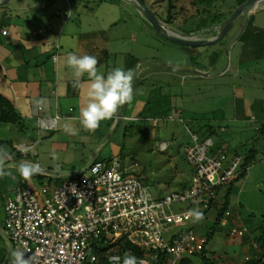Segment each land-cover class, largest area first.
<instances>
[{"label":"rangeland","instance_id":"rangeland-1","mask_svg":"<svg viewBox=\"0 0 264 264\" xmlns=\"http://www.w3.org/2000/svg\"><path fill=\"white\" fill-rule=\"evenodd\" d=\"M18 1L25 5L30 0L0 1V38L5 34L4 28H8L10 38L15 37L22 27L24 35L40 28L38 21L43 17L45 10L42 5L46 0H31L30 4L38 3L39 7L30 9L28 5L18 8ZM102 1H92L91 11L98 10ZM145 1L162 19H167L170 0ZM240 2L241 0H174L175 20L172 26L186 33L209 30L216 26L219 20L227 17ZM127 3L128 20L122 23L128 24L129 36L133 27L138 31L137 40H132L131 47L139 61L146 58H162L180 66L186 64L191 66L189 68L197 69L218 66L224 61V54L221 58L216 56L226 48V39L205 47L183 46L170 41L168 43L162 36L156 39L150 33L145 34L147 31L144 29V23L140 24L142 20L137 6L129 0L125 2ZM115 4L124 5V1L115 0ZM86 5L85 1L84 7ZM122 11L125 12L126 7ZM121 15L126 17L125 13ZM7 17L10 18L7 20ZM117 29L118 26L114 31ZM259 30L258 36L261 31L264 32V9L252 16L246 28L243 39H249L250 42L245 44L241 38L236 41L231 64L226 72L219 76L184 75L165 66L162 70L173 75L146 73L137 80L134 98L126 108L125 117L101 147L98 155V159L103 161H111L116 155L120 156L124 166L129 168L133 175L146 181L155 198H165L191 184L195 167L189 162L185 152V146L192 142L191 131L198 132L202 141L210 137L215 139L212 154L225 147L229 157L234 153L243 156L241 168L245 171L232 184L230 195L225 197L224 192L220 198L215 199L203 214L202 221L193 219L183 225H174L168 232L169 234L192 227L208 232L215 225L219 213L225 211L224 207L228 203L226 211H231L232 215L224 216L219 224L220 235H213L206 247L207 262L210 264H221L223 255L234 259L240 252L238 247H235L238 238L229 236L227 227L224 229L225 224L239 225L253 230L251 234L254 236H264V44H256V47L260 48H254V43L257 42L256 32ZM57 38L60 39L61 35L58 34ZM54 47L53 58L60 54L58 41ZM151 91L152 93H146ZM138 97L142 98L139 100ZM241 113H245L243 121H239L238 116ZM52 114L57 116L55 102L52 103ZM21 115L24 120L22 125L0 123V139L12 141V144L6 146L12 156L11 162L27 160L56 170L83 168L95 147L112 131L116 121H102L98 127L99 131L90 134L83 127H79L77 122L66 121L62 116L56 126L41 127L40 117L44 114L34 117ZM170 115L173 119H170ZM133 116L143 117L134 119ZM65 123L76 128L77 134L70 135L65 132ZM25 145L28 149L22 150L21 147ZM15 149H19L20 153L14 154ZM52 153H55L59 160H54ZM9 171L12 175L19 174L17 167H9ZM12 175L0 178V227L5 230L8 229L6 200L7 196L12 194ZM66 178L67 175L50 177L40 174L33 176L30 182L39 192L41 200L44 186H50V197L55 187L61 185ZM41 203L43 204L42 200ZM199 208L196 206L195 210ZM258 241L264 249V237L258 238ZM6 248L7 254L3 264H11V256L7 259L9 243L0 235V262ZM192 259L195 264H205L201 255L193 256Z\"/></svg>","mask_w":264,"mask_h":264},{"label":"built area","instance_id":"built-area-1","mask_svg":"<svg viewBox=\"0 0 264 264\" xmlns=\"http://www.w3.org/2000/svg\"><path fill=\"white\" fill-rule=\"evenodd\" d=\"M34 106L40 111L36 103ZM191 138L185 152L195 167L193 180L165 198H155L146 181L133 175L118 155L111 161L97 159L82 175L66 174V180L50 197V186H44L43 204L30 180L14 173L12 194L6 200V232L14 249L24 251L30 264H97L100 254L126 237L141 248L143 255L137 258L146 264H182L201 255L211 240L209 232L192 227L168 234L169 229L193 220L190 212L196 206L202 212L245 170L241 168L243 156L229 157L225 147L212 154L213 138L202 141L194 131ZM19 153V149L14 150V154ZM225 215L232 213L227 210ZM224 229L234 238L246 235V229L239 225L228 229L225 224ZM214 235H220L219 225ZM254 247L262 245L254 243ZM113 255H119L122 264L123 255ZM220 263L264 264V255L249 252L239 260L223 255Z\"/></svg>","mask_w":264,"mask_h":264},{"label":"crops","instance_id":"crops-1","mask_svg":"<svg viewBox=\"0 0 264 264\" xmlns=\"http://www.w3.org/2000/svg\"><path fill=\"white\" fill-rule=\"evenodd\" d=\"M85 1L87 5L84 7ZM92 1L94 2V0H46L42 5L45 10L43 17L38 21L40 28H35L31 33L24 35L25 31L22 27L15 37H11L12 39L8 35V28H4L8 36L4 34L0 38V57L2 58L0 59L2 60L0 61V94L12 100L21 114L30 117L44 114L46 117V111L40 112L34 106L36 100L45 98L50 106L51 116H53L52 103L55 102L57 116L53 117L59 119L62 116L64 120H73L79 127H82L80 112L89 100L87 91L90 81L85 75L81 78L79 87L73 86V70L66 63L67 55L70 53L95 56L99 61L97 68L105 76L117 67L125 71L128 69L134 71L136 65L133 67L132 63L138 56L131 47V42L137 40L138 31L133 27L129 36L128 24L122 23L128 20V3L125 4L128 0H122L124 5L120 6L115 4V0H103L98 5V10L91 11ZM18 2L16 5L18 8L27 5L29 9L39 7L38 3L30 4L31 0L23 4L24 6L20 1ZM125 7L126 11L123 12L122 9ZM121 13H125L127 18H124ZM9 18L7 17V20ZM140 19L142 20L140 24L144 23L146 35L150 33L156 39L161 37L149 26L148 21L141 14ZM116 26L118 29L114 31ZM259 32L260 30L256 32L257 42L254 43V48H260L256 47V44H264V32L261 31L258 36ZM58 34L61 35L60 39L57 38ZM248 40L241 41L245 43ZM57 41L60 44V54L53 58L54 44ZM151 64L140 68L138 80L149 72L172 74L162 70L163 65L161 64L155 62ZM183 67L191 66L185 64ZM72 88L74 89L71 90ZM139 93L142 92L139 91ZM146 93L149 94L152 91ZM118 113L112 119H116ZM44 116L40 117L41 127H50L49 124L42 123ZM238 117L239 121H243L245 113H241ZM96 131L99 129L97 128ZM213 141V146H215L214 138ZM230 227L231 225H228V229ZM245 229L246 235L237 239L235 247H238L240 252L235 258L242 259L249 252L263 257V246L260 249L254 247V243L258 244V238L262 239L263 235L254 236L251 234L253 230Z\"/></svg>","mask_w":264,"mask_h":264},{"label":"clouds","instance_id":"clouds-1","mask_svg":"<svg viewBox=\"0 0 264 264\" xmlns=\"http://www.w3.org/2000/svg\"><path fill=\"white\" fill-rule=\"evenodd\" d=\"M67 65L73 70L74 87H79L81 78L85 75L89 78L87 96L89 100L80 112V124L89 132H95L102 121L111 120L118 111L134 98L133 80L135 73L132 69L125 71L122 68H114L105 76L97 65L98 59L92 55H77L70 53L66 59ZM36 106L43 109L46 105L45 98L35 101ZM64 131L70 135H76L77 129L65 123ZM54 160L59 157L52 153ZM12 159L11 153L6 147H0V178L11 176L8 162ZM17 171L24 181H29L35 175L43 173L44 169L40 163L23 161L17 166ZM195 221H202L204 215L199 210L190 212ZM11 264H30L25 252L14 249L11 252ZM109 264H121V257L113 255L109 257ZM122 264H146L144 260L138 259L131 252H125Z\"/></svg>","mask_w":264,"mask_h":264},{"label":"water","instance_id":"water-1","mask_svg":"<svg viewBox=\"0 0 264 264\" xmlns=\"http://www.w3.org/2000/svg\"><path fill=\"white\" fill-rule=\"evenodd\" d=\"M2 1L6 2L10 0H2ZM129 1H131L133 4L137 6V8L139 9V13L147 19V21L158 32V34H160L164 38L176 44L183 46L205 47L220 43L223 40H225V38L228 37L227 46L225 48L226 52H225L224 61L217 68L197 69V68L183 67L175 63H172L170 61H166L162 58H146L139 61V63L136 65L134 69L135 76L133 80V90L138 80V75H139L138 73L140 72L139 71L140 68L145 64L152 62L161 64L171 69L174 72L184 75L196 74L200 76L216 77L223 74L224 72H226V70L231 64L234 44L245 32L252 16L264 9V0H245L213 28L198 33H186L174 28L173 26L165 22L163 19H161L156 14V12L148 6L145 0H129ZM238 22L240 23L238 24ZM128 105L129 104L122 106L118 115L116 116L114 128L112 129V131L107 133L103 137L100 144H98L95 147L89 161L83 168L75 169V170H56V169H49L42 167L44 169L42 174L50 177H59L61 175L66 176V174H70V173L75 175H82L85 172H87L91 168L93 163L98 159V155L101 147L111 137L115 129L118 128L122 119L125 117V112ZM20 163L21 162H9L8 165L9 167H17ZM0 235L3 236L9 243V251L7 257L8 259L11 256L12 250H14V246L11 243V240L6 230L3 229L2 227H0Z\"/></svg>","mask_w":264,"mask_h":264},{"label":"trees","instance_id":"trees-1","mask_svg":"<svg viewBox=\"0 0 264 264\" xmlns=\"http://www.w3.org/2000/svg\"><path fill=\"white\" fill-rule=\"evenodd\" d=\"M244 1L245 0H241L240 4L243 3ZM170 2H171V5L169 7V16L167 17L166 20L165 19H163V20L172 26L173 25V20H175V16L173 14V9L175 8V4H174V0H170ZM156 14L161 18V16L157 12H156ZM221 20H219L218 23ZM148 24H149V26L153 30H155L151 26V24L149 22H148ZM245 34H246V30L243 33V35L240 37L241 40L243 39V37L245 36ZM164 39L167 40V41H170V40H168L166 38H164ZM170 42H172V41H170ZM248 42H250V41H247L245 43L248 44ZM225 50L226 49H224V51ZM224 51H220V53H218L217 56L216 55L215 56L217 58H219V57L221 58V56L223 57V54H224V57H225ZM138 61H139V58L134 59L133 60V63H132V66L134 67L136 65V62H138ZM220 64H218V66ZM218 66H213L212 65L211 67H208L207 69L217 68ZM71 90H73V89H71ZM23 122H24L23 117H22L21 113L19 112L18 108L16 107L15 103L12 100H10V99L4 97L2 94H0V123H9V124H19V125H22ZM10 144H12V141L7 140V139H0V147H6V146H8ZM246 159L248 160L249 157L247 156ZM87 162L88 161L86 160L85 164H87ZM243 174L239 175L237 178L241 177ZM231 186L226 190V193H225L226 196L225 197H228L230 195V190L232 188ZM213 201H214V199H211L208 202V207L205 208V209H203V214H205L206 211L211 207ZM227 208H228V203L224 207V210L226 211ZM225 211L219 213L218 219H217L215 225L211 228V230L208 231L211 236L214 235L215 228L222 222V220H223V218L225 216ZM125 252H131L136 257H139V256L143 255V251L141 250V248H139L133 242L129 241L126 237H123V238L119 239V241L117 242V244L115 246H113L109 251L104 252V253H102V254L99 255V260H98V263L97 264H109V257H110L111 254H121V255H124ZM6 254H7V248L5 249V254H4V257L1 260L0 264H3V261H4L5 257H6ZM201 256H202L203 260L205 261V264H210V263L207 262L208 257H207L206 250L201 254ZM182 264H195V263H194V260L192 258H187V259H185L183 261Z\"/></svg>","mask_w":264,"mask_h":264},{"label":"bare ground","instance_id":"bare-ground-1","mask_svg":"<svg viewBox=\"0 0 264 264\" xmlns=\"http://www.w3.org/2000/svg\"><path fill=\"white\" fill-rule=\"evenodd\" d=\"M1 1V0H0ZM46 111L47 112V116L42 118V123L44 124H56V119L51 116V110H50V106L48 104V102L46 101V105L44 106L43 109H40V112Z\"/></svg>","mask_w":264,"mask_h":264},{"label":"flooded vegetation","instance_id":"flooded-vegetation-1","mask_svg":"<svg viewBox=\"0 0 264 264\" xmlns=\"http://www.w3.org/2000/svg\"><path fill=\"white\" fill-rule=\"evenodd\" d=\"M231 13V12H230ZM240 22H238V24H239ZM237 26V25H236ZM226 39V42H227V39H228V37L227 38H225Z\"/></svg>","mask_w":264,"mask_h":264}]
</instances>
